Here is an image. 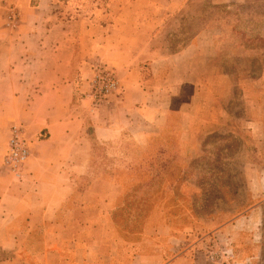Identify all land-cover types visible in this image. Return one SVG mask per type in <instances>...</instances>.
<instances>
[{"label": "crops", "instance_id": "1", "mask_svg": "<svg viewBox=\"0 0 264 264\" xmlns=\"http://www.w3.org/2000/svg\"><path fill=\"white\" fill-rule=\"evenodd\" d=\"M71 1L0 0V264H258L263 245L229 229L239 220L213 246L202 240L184 248L185 237L138 244L119 237L114 210L121 187L81 183L94 175L86 126L99 143L115 142L138 128L141 106L152 95L144 75L214 74L211 30L196 28L178 52H168L170 37L198 25L203 5L240 0ZM97 64L115 71L122 96L89 116L82 94ZM17 121L29 149L20 176L5 164ZM163 126L161 118L143 130ZM247 176L249 190L264 195V167ZM104 189L113 194L108 203L88 199ZM243 240L253 244L250 255L228 246Z\"/></svg>", "mask_w": 264, "mask_h": 264}, {"label": "rangeland", "instance_id": "2", "mask_svg": "<svg viewBox=\"0 0 264 264\" xmlns=\"http://www.w3.org/2000/svg\"><path fill=\"white\" fill-rule=\"evenodd\" d=\"M58 3L75 5L71 0ZM202 11L192 30L190 26L170 37L168 52L186 46L196 28L209 29L214 49L208 67L214 74L144 75L152 95L141 106L145 110L137 119L138 128L101 144L86 126L93 144L94 175L82 177L81 183L88 187L100 180L121 187L115 192L114 210L119 237L136 244L146 237H185L184 248L202 240L213 246L214 240L219 243L218 237H224V227L239 220L229 229L257 238L263 245L258 264H264V195L249 190L247 176L264 167V0L210 3ZM10 18L16 29L19 16ZM101 67L115 75L107 65L93 67L82 94L89 116L122 96L115 75L118 90L95 97L94 81ZM161 118V130H143ZM16 124L12 129L22 128L28 142L24 124ZM227 136L233 138H219ZM88 195L89 200L106 203L113 196L105 189ZM252 245L243 240L228 246L250 255Z\"/></svg>", "mask_w": 264, "mask_h": 264}, {"label": "built area", "instance_id": "3", "mask_svg": "<svg viewBox=\"0 0 264 264\" xmlns=\"http://www.w3.org/2000/svg\"><path fill=\"white\" fill-rule=\"evenodd\" d=\"M101 75H97L95 97L98 95H107L118 90V81L114 73L104 67H101ZM99 72V71H98ZM29 149L25 140L23 130L20 127L12 129L7 154L5 157V164L17 175L21 172L28 160Z\"/></svg>", "mask_w": 264, "mask_h": 264}, {"label": "trees", "instance_id": "4", "mask_svg": "<svg viewBox=\"0 0 264 264\" xmlns=\"http://www.w3.org/2000/svg\"><path fill=\"white\" fill-rule=\"evenodd\" d=\"M220 139L222 140H225V139H229V138H233L232 136H227V137H219Z\"/></svg>", "mask_w": 264, "mask_h": 264}]
</instances>
